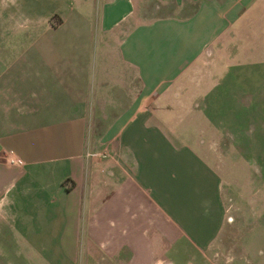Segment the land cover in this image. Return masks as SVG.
<instances>
[{
  "label": "crops",
  "instance_id": "0c3cea01",
  "mask_svg": "<svg viewBox=\"0 0 264 264\" xmlns=\"http://www.w3.org/2000/svg\"><path fill=\"white\" fill-rule=\"evenodd\" d=\"M81 4L43 19L13 54L0 42V236L8 226L60 240L69 256L82 234L85 254L111 264H213L204 251L222 224L221 186L162 119L175 101L187 116L202 112L208 143H245L218 120L219 56L208 55V72L193 69L220 36L225 58L253 46L247 24L239 41L232 31L254 10L264 18V0ZM257 33L263 45L264 23Z\"/></svg>",
  "mask_w": 264,
  "mask_h": 264
},
{
  "label": "rangeland",
  "instance_id": "374dc122",
  "mask_svg": "<svg viewBox=\"0 0 264 264\" xmlns=\"http://www.w3.org/2000/svg\"><path fill=\"white\" fill-rule=\"evenodd\" d=\"M79 6H82L81 0H16L15 4L0 0V42L13 46L10 48L13 54L16 43L32 39L37 32L35 27L45 23L43 19L54 22L57 12L69 8L77 10ZM256 11L245 21L239 18L232 31V40L239 41V30L242 24H247L251 28L243 34L253 40V46L242 49L238 44L233 48L236 52L225 58L230 54L229 43L224 35L220 36L212 51L209 47L204 50L203 62L199 61L193 69L208 72V55L220 57L216 58L213 73V80L219 84L216 87L219 95L214 102L218 120L234 126L239 134L235 136L245 143H208L204 136L210 126L202 112L194 111L187 116L177 109L175 101H172V110L166 111L162 119L174 136L190 140L191 149L221 186L222 224L212 241L214 245L204 251L213 264H228L231 259L233 264H256L257 259L264 257V44L255 42L259 36L257 25H262L264 18L258 17ZM0 55L4 54L0 52ZM173 84L175 86L176 82ZM170 98L174 100L173 96ZM202 140L203 145L198 142ZM239 151L249 152L245 155ZM189 179L188 183L192 184ZM4 232L0 236V264H111L105 256L85 254L86 241L82 234L71 241V255L66 256L60 251V240H32L29 235L17 233L8 226L4 227ZM61 246L65 252L66 242L61 241ZM43 252L52 255H38ZM191 263L195 264L194 257Z\"/></svg>",
  "mask_w": 264,
  "mask_h": 264
},
{
  "label": "built area",
  "instance_id": "2783aa9c",
  "mask_svg": "<svg viewBox=\"0 0 264 264\" xmlns=\"http://www.w3.org/2000/svg\"><path fill=\"white\" fill-rule=\"evenodd\" d=\"M5 161L9 164H21V161L19 159H17L16 157H14L13 155H11L10 153H7L5 156Z\"/></svg>",
  "mask_w": 264,
  "mask_h": 264
},
{
  "label": "clouds",
  "instance_id": "9594fccd",
  "mask_svg": "<svg viewBox=\"0 0 264 264\" xmlns=\"http://www.w3.org/2000/svg\"><path fill=\"white\" fill-rule=\"evenodd\" d=\"M11 3L15 4L16 0H10ZM19 23V22H17Z\"/></svg>",
  "mask_w": 264,
  "mask_h": 264
}]
</instances>
